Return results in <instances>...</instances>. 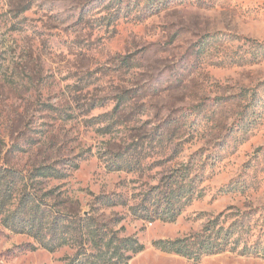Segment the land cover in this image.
Segmentation results:
<instances>
[{"label":"rangeland","instance_id":"rangeland-1","mask_svg":"<svg viewBox=\"0 0 264 264\" xmlns=\"http://www.w3.org/2000/svg\"><path fill=\"white\" fill-rule=\"evenodd\" d=\"M131 1L143 0H0V163L68 174L36 182L54 191L48 202L59 210L120 220L121 236L144 245L128 264H264L231 251L195 260L155 244L218 216L264 215V112L249 129L235 127L264 92V58L244 61L264 46V0H187L152 15L125 11ZM137 141L142 169L109 171L101 156ZM191 161L201 194L175 221L96 201L144 192ZM230 185L236 191L221 192ZM74 252H51L0 222V264H68Z\"/></svg>","mask_w":264,"mask_h":264},{"label":"trees","instance_id":"trees-1","mask_svg":"<svg viewBox=\"0 0 264 264\" xmlns=\"http://www.w3.org/2000/svg\"><path fill=\"white\" fill-rule=\"evenodd\" d=\"M184 1L187 0H143L134 4L131 1V6L126 7L125 11L136 9L142 13L145 11V15H152L171 3ZM121 13L122 8L119 6L112 17H120ZM253 47L259 52L254 53L250 59L245 58L244 61L248 63H257L264 58V46L258 44ZM257 93L253 94L252 99L255 103L253 102L248 109L240 113L235 126L239 130L252 127L264 112V92L259 93L258 100ZM242 95L244 101L250 98L246 92ZM152 137L154 138V135ZM163 137V134L156 136L157 139ZM142 145L137 141L124 151L107 157L102 155L101 158L109 171L136 173L142 169L146 157L139 152ZM194 167L192 161L182 164L181 167L174 168L158 184L131 197L116 192L100 195L96 201L107 209L126 207L134 217L150 222L175 221L201 194L199 186L203 182V180L201 182L203 174L195 173ZM200 168L203 171L206 167L202 165ZM67 175L54 165H42L26 171L0 163L2 225L12 231L33 237L41 247L51 252L63 247L73 249L75 252L68 264H128L134 255L144 249V245L133 236H121L123 230L114 227L120 223V220L112 226L110 223L100 222L91 215L74 216L59 210L56 204L48 202L54 191L45 190L40 187L43 182H36L37 178H46L50 181L62 180ZM244 188L245 185L242 189ZM236 189L235 186L230 185L221 192L225 194ZM238 217L234 219L229 215H225L224 218L218 216L209 220L197 233L173 241H157L155 244L164 251L195 260L226 251L264 256V232H258L257 236L253 233L256 225L261 224L258 222L261 218L264 219V215L255 219L244 213Z\"/></svg>","mask_w":264,"mask_h":264}]
</instances>
